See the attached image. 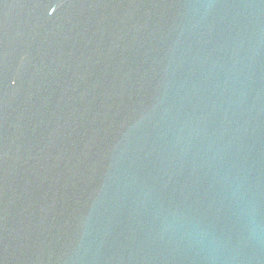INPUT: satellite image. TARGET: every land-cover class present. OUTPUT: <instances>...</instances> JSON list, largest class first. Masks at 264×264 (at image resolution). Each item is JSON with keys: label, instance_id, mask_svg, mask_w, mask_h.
I'll use <instances>...</instances> for the list:
<instances>
[{"label": "water", "instance_id": "water-1", "mask_svg": "<svg viewBox=\"0 0 264 264\" xmlns=\"http://www.w3.org/2000/svg\"><path fill=\"white\" fill-rule=\"evenodd\" d=\"M0 264H264V0H0Z\"/></svg>", "mask_w": 264, "mask_h": 264}]
</instances>
